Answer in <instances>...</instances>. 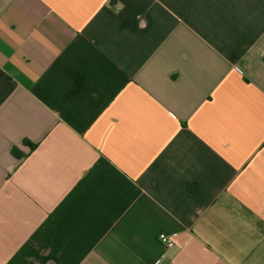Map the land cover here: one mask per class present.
Instances as JSON below:
<instances>
[{"label":"crops","instance_id":"obj_1","mask_svg":"<svg viewBox=\"0 0 264 264\" xmlns=\"http://www.w3.org/2000/svg\"><path fill=\"white\" fill-rule=\"evenodd\" d=\"M0 264H264V0H0Z\"/></svg>","mask_w":264,"mask_h":264},{"label":"built area","instance_id":"obj_2","mask_svg":"<svg viewBox=\"0 0 264 264\" xmlns=\"http://www.w3.org/2000/svg\"><path fill=\"white\" fill-rule=\"evenodd\" d=\"M159 241L166 246L167 248H171L174 246L173 240L168 236L165 235L164 233L159 235Z\"/></svg>","mask_w":264,"mask_h":264}]
</instances>
